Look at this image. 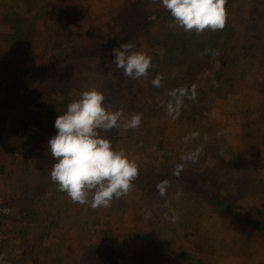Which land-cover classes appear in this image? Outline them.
<instances>
[{
    "label": "trees",
    "instance_id": "16d2710c",
    "mask_svg": "<svg viewBox=\"0 0 264 264\" xmlns=\"http://www.w3.org/2000/svg\"><path fill=\"white\" fill-rule=\"evenodd\" d=\"M22 1L23 7L17 9V17L20 19V23L16 25L19 29L18 35L20 34L24 48L30 47L31 43H37L41 47L37 53L31 49L25 58L16 62H0V86L3 87L1 94L8 98L7 108L12 113L15 112V121L27 123L29 107L38 102L53 101L52 97L57 96V101L54 102L56 109H59L60 104L77 100L82 91L92 88L106 97L111 96L113 102L118 105L136 104L140 110L139 114L145 107L160 109L159 105H151L152 100L141 98L145 86L139 79L127 78L122 69L115 67L112 63V49L127 41L135 45L133 51L140 52L142 46H149L157 55L151 59L152 67L156 62H160L161 58L167 57L173 48L169 40L175 41L177 37L180 39L182 36H176L175 31L182 29L170 27L172 18L162 6L154 4L153 0H122L106 9V4L99 0H35V3L41 2L43 7L49 8L48 15L43 19L39 37L31 39L29 33L34 26L30 28L33 23L30 3L29 0ZM240 1L227 0L225 5L227 13L234 9L236 13L228 23V36L221 43L225 53L218 54V58L225 65L227 55H231L233 59L238 55L247 57V66L254 67L257 71L256 85L254 89H246L235 77L223 81L222 75L211 77L207 84L209 93L233 102L234 112L228 114L237 118L241 125L258 139L257 148L250 150L248 156L244 152L235 153L230 143L222 141L220 144L210 140L207 130L196 123L194 127L204 136L202 144L205 146V142L210 140L207 141L208 147L204 157L206 161L209 157L214 159L213 164L206 166L204 158H197L196 151L202 146L201 141L185 136L183 140L175 143L186 145L182 150L187 151L183 152L182 157L173 153L162 155L165 157L162 169H165L166 173L138 169L139 174L133 181L128 201H118L117 204L111 202L110 207L96 210L91 209L89 205L73 203L65 193L57 190V186L49 178L48 184L53 188L52 191H55L52 201L58 205L55 214L46 213L42 216L47 207L41 208L40 202L33 201L30 196L23 198L21 192L19 200L23 202L20 210L13 209L12 212L0 214L2 227L6 226L9 220H16L14 215L22 211L25 212L26 221L23 218L20 220L31 222L30 212L34 211L38 214L35 222H38L40 227V232L36 233L37 237L33 240L21 235L25 224L20 222L18 226L14 221L15 225L9 229L2 228L0 264H174V259L179 260L181 264H213L217 256H222L223 253L242 254L245 258L242 261L244 264L253 258L257 259L253 264H264L263 255L255 254L252 250L255 245L262 248L264 245V207H260L261 203L252 202L256 201L255 198L261 195L260 192L264 188V4H258L254 14L247 16L237 10ZM90 14H93V19ZM86 20L89 24L82 29L81 23ZM94 21L97 25L102 24L104 28L107 24L111 26L108 33L110 35L106 39H103L102 34H98L97 25L92 24ZM163 31H167L169 35ZM35 35L37 36L36 29ZM213 61L214 58L207 61L199 56L195 77H199L204 71H213ZM186 62L191 63V59ZM106 66L113 69L106 71ZM178 68L186 69L183 65ZM243 70L238 77L247 75V70ZM220 71L221 69L216 73ZM112 79L115 81L112 82ZM23 102L24 109H21ZM104 106L113 111L119 110L117 107H111L106 100ZM122 110L126 117L137 114L127 108ZM161 111L157 119L158 126H163L162 131L166 133L178 123H174L175 116L173 117L174 114L168 107ZM64 112L62 109V114ZM185 113L189 114L187 111ZM205 116L208 117L209 112ZM193 119L197 120L195 117ZM50 122L41 124L35 119L24 140L17 139L20 134L18 129L12 130L10 126L3 129L0 126V176L6 185L17 181L18 188L20 185L27 188L29 178L25 177L27 175L24 170H30L31 175L36 174L33 168H29L32 159H23L24 152L37 154L43 151L47 162L54 165L56 161L45 142L46 135L52 128L56 133L54 119ZM182 123L190 122L183 120ZM188 127L184 129L185 133ZM129 132L130 130L113 129L108 138L119 146L128 142ZM139 135L142 134L139 132ZM165 138L156 143L158 151L168 150L165 144L170 139ZM157 157L158 152L153 154V158ZM28 190L32 192V189ZM156 192L163 193L160 208L170 214L175 213L176 217L184 215L183 221L148 219L149 237L143 242H146V247L140 249L134 243L127 244L121 240L120 257L112 251L105 253L100 248L98 251L87 248L84 241L97 238L107 242L108 237L112 240L115 236L123 239L128 231H131L132 239L141 240V235H138L136 230L141 229L145 222L148 223V220L144 219L147 214L144 213L143 207L147 199L153 197ZM56 204L54 208L57 207ZM118 206L120 208H117ZM256 207L263 212H257ZM203 211L208 212L210 219H215L214 224L208 225L202 221ZM195 218H198L197 221ZM230 230L235 231V241L232 239L230 244H226L225 235ZM14 234L16 237L11 239ZM13 239L17 240V243H13ZM184 239L188 240L189 247L180 252L178 250L181 248H178L175 253L174 247ZM157 241L162 242L165 247L160 248L158 253L149 254L146 250L148 245L154 249ZM140 251L146 253V256L135 254Z\"/></svg>",
    "mask_w": 264,
    "mask_h": 264
},
{
    "label": "rangeland",
    "instance_id": "374dc122",
    "mask_svg": "<svg viewBox=\"0 0 264 264\" xmlns=\"http://www.w3.org/2000/svg\"><path fill=\"white\" fill-rule=\"evenodd\" d=\"M99 1L106 4L104 6L106 9L110 5L122 2V0ZM29 3L30 12L32 15L31 18L33 22L30 28H33L34 26L33 30L29 33V37H32L31 39H37V37H39L40 31H42L43 19L48 15L47 12L49 7H43L41 2L37 4L35 3V0H29ZM258 4L263 5L264 0H241L237 7V10L239 9V12L241 14L248 16L250 14H254ZM36 5L41 6V8H38ZM18 7H23L22 0H0V62H16L19 59L25 58L27 53H29L31 49L36 50L34 52L37 53L39 52L41 47L37 43H31L30 47L28 46L24 48V43L19 37L20 34L18 35L19 29L16 28V25L20 23V19L19 17H17ZM235 13L236 9L227 13L226 25L223 30H218L215 32L205 30L204 32L199 34L195 32L186 33L183 30L175 31L176 36L182 37L180 39H178L177 37L175 41H172L171 39L169 40V42L172 43L171 46H173L169 55L165 58H161L160 62H156L153 67L151 66L146 77L139 78L140 83L144 84L145 86V89H143L144 93L141 98L147 100L150 99L152 100V106L159 105L161 107L159 110L155 109L154 107H145L144 111L140 114L142 117L140 126L136 129L130 130L128 142H124L119 146L116 143H112L115 150L119 151L123 149L130 158H134L137 161L138 169L150 170L153 173L161 171L162 174L166 173V171H164L165 169H162L165 163V157H163L162 155L173 153V155L180 154L182 157L183 152L187 151V149L184 151L182 150L186 145H177L175 144L177 141H180V139L183 140L185 136H188L189 138L199 139L202 144V139H204V136H202L198 128L194 127L196 123L200 126H203V128L207 130V137H209L210 140H215L220 144L222 143V141L230 143L232 145V150L235 153L244 152L248 156L250 150L257 148L258 139L254 138L248 131V129L245 126L241 125L240 121L237 118L229 115L230 113L234 112L233 102L230 99L226 100L221 97H216L208 92V80L211 77H216L218 75L223 76V81H228L231 80L232 77H235L238 83L244 85L246 89H254L256 85L255 73L257 71L256 69H254V67L251 68V66H247V57L238 55L236 59H233V57L231 58V55H227V64L225 63V65L218 58V54H221V52L223 54L225 53V51L221 47V43L223 42L222 40L228 36V23L231 21ZM90 15V18L93 17V14ZM88 24L89 21L87 20L82 22V29L87 27ZM92 24L94 26L95 24L97 25L95 21ZM110 28L111 26H109V24H107V27L104 28L102 24L98 23L97 32L99 35H103V39H106L110 35L108 34ZM35 29L37 31V36H34ZM164 33H166V35H169L167 31ZM183 33L188 35H183ZM154 36L156 37V35ZM206 49L212 50V52H214L215 54L213 55L209 52H206ZM140 52L147 53L151 57V59L157 56L155 54V50L149 46H142L140 48ZM199 56H202V58L207 61L213 60L214 58L213 71L207 70L202 72L199 77H195L197 73L196 62ZM189 59H191V63L186 62V60ZM233 63H235V65H233ZM179 65H183V67H186V69H179ZM252 65L255 66L254 63H252ZM105 68L106 71H111L113 69L109 66H106ZM219 69H221V71L219 73H216V71ZM243 69L247 70V75H245V77H238L241 76V72L244 71ZM158 75L161 76L162 79L160 80L159 86H154L152 82ZM222 79H220V82H222ZM42 80H44V78ZM114 81L115 79H112V82ZM0 87V126L3 127V129L7 126H10L12 130L18 129L20 131V134L17 136V139L24 140L35 119H37V121H39L41 124L51 123V119H54L55 121L56 116L62 114V109L64 111L66 110L67 103H65L64 105L60 104L59 109H56V103L54 101H57V96H53V101H42L36 103L32 107H29V112L27 113V123L23 121H15V112L12 113V111L7 108L8 98L3 97V95L1 94V92L3 91V87ZM193 92H195V99L192 98ZM105 100L110 104L111 107H117L119 110L127 108L128 110H133L134 112H137L139 114L138 111L140 110L134 103H131L134 106L133 108L132 105L127 106V103L122 106L114 103L111 96H105ZM166 107H168V110L174 114V123H178V125L172 126L167 130L166 133H164L162 131L163 126H158L157 119L158 116L162 113L161 109ZM20 108L24 109V102L20 106ZM20 108L19 111H21ZM185 111L189 112V114L185 113ZM194 111H196L195 114H193ZM208 112L209 116L207 117L205 115ZM181 114L183 115V117H181ZM193 117L197 118V120H194ZM183 120L190 123L184 124L182 123ZM186 127H188V129L185 133L184 129ZM193 130H196V132ZM139 132L142 135H139ZM39 133H41V130L39 131ZM178 133L179 135H176ZM55 134L56 133L52 128L51 132L46 135L45 142H48V140ZM115 137L118 138L117 136H113V138ZM165 137L170 139V141H167L165 144V147H168V150L158 151V146L156 145V143H158L160 140L162 141V139H166ZM207 141L205 142L206 147L202 144L201 147H198V151H196L197 158L201 160L203 158L205 159V150L208 147ZM30 146L31 144L28 145V147ZM115 146L117 148H115ZM188 151H190V149H188ZM157 152L158 157L153 158V154ZM24 154V160L30 161L32 159V161L29 162L30 164H32L29 165V168H33V171L36 174L31 175V173L29 172L30 170H24L27 175L25 177L29 178V183L26 184L27 188L20 185V189L17 186V181H15L13 184L6 185L3 181V177L0 176V209L7 208L10 212H12L13 209L19 211V207H21L23 202V200L21 202L19 200L21 192L23 198H28V196H30V199H32L33 201L36 200V202H40L41 208L42 206L47 207V211H43V214H41L42 216L46 213L55 214L56 211H58V205L52 201V197L55 194V191H52L53 188L48 184L53 164L47 162V158L43 151H39L37 154L32 152H24ZM214 161V159L211 160V158L209 157L205 164L206 166H209V164H213ZM172 164L175 165V163ZM19 174H21V172H19ZM262 174L264 175V166L262 168ZM28 189H32V192H30ZM171 190L177 192V190L175 189L171 188ZM260 194L261 195L257 196L256 198L254 197L256 201L252 202H258L257 204L261 203L263 206L259 204L260 207H264V188H262ZM56 195L58 196V194ZM162 195L163 193L156 192L153 197H149L147 199L143 207V211L145 210L144 213L147 214L145 215V220L154 218L157 221L168 220L173 222L172 217L175 213L171 212L172 214H170L168 211H163L160 208L162 202L160 198L162 197ZM130 196L131 193L129 191L127 195L122 196L119 199H114L112 203L117 204L118 201H128ZM51 202L52 204H50ZM54 204L57 205L56 208H54ZM81 208L82 206H80V209ZM117 208L120 207L118 206ZM255 209L257 212H263L258 207H256ZM30 213L32 214V216L30 217L31 222L25 223V212L22 211L14 215L13 218L16 220H9L7 222L8 225L5 223L6 226L3 225L2 227H0V230L2 228L9 229L10 226L15 225V221L17 226L20 225V223L25 224L21 231L22 236L27 237L29 240L35 239L37 237L36 233L40 232V227L38 226L39 223L35 222L38 214L34 211H31ZM41 215L40 219L42 218ZM207 215L208 212L203 211L202 221L207 222L208 225L214 224L215 219H210V217H208ZM21 218H23L25 221L20 220ZM197 219L198 218H195V221H197ZM183 220L184 215H180L175 219V221ZM149 223L150 222L148 220V223L145 222V225H141V229L136 230L138 231L137 234L141 235V240L135 241L134 239H132V237H130L131 231H128L126 232L127 235L123 236V239L117 238L115 236L114 238H112V240H110L111 237H108V240L106 242L100 239L97 240V238H95L87 240V242L84 241V244L87 243V248H91V250L97 249L96 251H98V248H100L105 253H107L106 251H112V253L117 254L118 257H120L122 256V253H120L122 249L119 246L121 240H123L124 243L127 244L134 243L135 246L139 247L140 249L146 247V242H143L149 237L148 234L150 230L147 228ZM138 226H140V224H138ZM17 231H19L18 228ZM161 235H163V233H161ZM1 236L2 235H0V237ZM15 237L16 234L12 235L11 239ZM21 238L22 237H20V239ZM232 239L233 241H235V231L230 230L227 235H225L224 243L230 244ZM12 242L17 243V240L13 239ZM161 243L162 242L157 241L156 247L154 249H152L149 244L146 249L147 252L149 254L160 252V248L163 249L165 247L164 245L162 246ZM188 244L189 243L187 239L180 240L179 243L174 247L175 253L178 248H181L178 250V252L182 251L183 249H187L189 247ZM79 245L81 246V244ZM252 250L255 254H262L264 257V245L263 248L255 245ZM135 254H142L144 255V257L146 256V253L142 251ZM244 260L245 258L242 257V254L240 253L231 255L223 253L222 256H217L216 261L213 264H244L242 262ZM256 260L257 259L254 258L252 261L247 260L246 264H253ZM98 261L100 262V260ZM174 264H181V262L174 259Z\"/></svg>",
    "mask_w": 264,
    "mask_h": 264
},
{
    "label": "clouds",
    "instance_id": "9594fccd",
    "mask_svg": "<svg viewBox=\"0 0 264 264\" xmlns=\"http://www.w3.org/2000/svg\"><path fill=\"white\" fill-rule=\"evenodd\" d=\"M153 3L170 14L173 21L170 27L186 33L215 32L226 25L227 0H153ZM134 47L127 41L113 48L112 63L123 70L125 77L136 80L148 75L152 61L147 53L133 51ZM205 51L215 54L210 49ZM161 79L158 75L153 85L159 86ZM192 98L195 99V92ZM104 100V94L95 88L82 91L79 99L68 103L65 112L56 117V134L47 142L56 161L50 172L51 182L73 203L89 205L93 210L108 208L114 199L127 195L139 174L137 161L123 149L115 150L108 134L113 129H136L142 117L138 113L126 117L122 109L110 110L104 106ZM175 219L173 215V222Z\"/></svg>",
    "mask_w": 264,
    "mask_h": 264
},
{
    "label": "built area",
    "instance_id": "2783aa9c",
    "mask_svg": "<svg viewBox=\"0 0 264 264\" xmlns=\"http://www.w3.org/2000/svg\"><path fill=\"white\" fill-rule=\"evenodd\" d=\"M4 209H7V208H4ZM4 209H0V214L4 212V211H2V210H4ZM7 210H8V209H7ZM8 212H9V211H7V213H8ZM4 213H5V212H4ZM0 235H1V234H0ZM1 237H2V236H1ZM1 237H0V238H1Z\"/></svg>",
    "mask_w": 264,
    "mask_h": 264
}]
</instances>
